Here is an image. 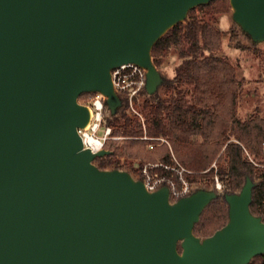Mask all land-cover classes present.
Wrapping results in <instances>:
<instances>
[{
    "label": "water",
    "instance_id": "water-1",
    "mask_svg": "<svg viewBox=\"0 0 264 264\" xmlns=\"http://www.w3.org/2000/svg\"><path fill=\"white\" fill-rule=\"evenodd\" d=\"M212 0H0V264H248L264 254V222L250 211L254 183L225 194L228 221L193 232L217 197L175 202L83 148L80 95L99 92L111 115L122 100L111 70L134 63L145 92L163 78L154 44ZM232 21L264 42V0H228Z\"/></svg>",
    "mask_w": 264,
    "mask_h": 264
},
{
    "label": "trees",
    "instance_id": "trees-1",
    "mask_svg": "<svg viewBox=\"0 0 264 264\" xmlns=\"http://www.w3.org/2000/svg\"><path fill=\"white\" fill-rule=\"evenodd\" d=\"M230 10L228 0H212L197 6L188 12L183 22L169 29L154 44L151 59L158 71L163 58L172 49L177 50L181 62L175 68L174 77L163 78L157 91L143 101L142 108L147 112L143 123L138 116L128 113L127 104L114 115L106 106L103 112L107 116L104 125L111 127L112 135L129 142L126 158L144 157L134 146L139 141L147 145L148 141L141 139L145 131L149 138L166 139L176 150L181 158L180 161L174 159L187 171L184 177L191 186L219 177L223 194L206 206L195 224L193 232L199 238L211 236L227 223L228 206L224 195L238 193L246 177L254 183L250 211L264 222V120L256 116L240 121L235 116L240 81L236 79L234 68L219 55L224 35H229L234 47L246 50L249 48L242 46L237 35L250 38L238 25V32L234 28L221 32L205 20V16L228 14ZM189 92L192 97L188 100ZM138 120L145 127L144 131ZM193 137L203 140L193 142ZM107 142L104 148L110 154L96 158L94 164L99 169L124 170L141 179L140 174L135 177L130 172L131 163L124 164L126 169L123 167L120 161L124 154L107 147ZM154 149L160 162L175 164L166 144ZM158 171L170 174L162 169ZM248 264H264V254L254 257Z\"/></svg>",
    "mask_w": 264,
    "mask_h": 264
},
{
    "label": "rangeland",
    "instance_id": "rangeland-1",
    "mask_svg": "<svg viewBox=\"0 0 264 264\" xmlns=\"http://www.w3.org/2000/svg\"><path fill=\"white\" fill-rule=\"evenodd\" d=\"M231 10L228 14H217V15H210L205 16V20L208 23L218 29L221 32H228L232 28H234L237 32V24L232 21L231 18ZM240 43L242 46H246L249 50L240 49L234 47L230 44L229 35H224L221 39L220 43V51L219 55L222 56L233 68L235 71L236 79L240 81L239 92H238V99L235 108V116L240 121L248 120L251 117H260L264 120V42L256 43L254 45L251 44L250 40H248L242 34L237 35ZM181 62L178 52L175 49L170 50V52L163 58L162 64L159 68V72L162 78L171 79L175 75V68ZM191 90V87H187ZM160 94L163 96V91L161 89L158 90ZM147 94L144 92L139 95L134 100V109L141 114L143 120L146 118L147 112L142 108L143 101L147 98ZM166 96V95H165ZM87 94H82L78 98L80 103L84 102L87 99ZM192 97L191 93L189 92L187 95V99L189 100ZM125 104L122 103L123 107ZM128 113L133 115V111L128 108ZM104 120L107 119L106 114L103 115ZM140 123V120H138ZM142 130L144 131V126L142 123ZM104 124L96 133V136L101 137L103 134ZM145 134V131L143 135ZM117 137V136H116ZM112 141L107 142V147L113 148L115 151H121L124 155L121 158V163L125 168L126 163L132 164V169L130 172L135 176L138 177L140 174V166L142 167L145 163H156L159 162V159L155 157L157 154V150H149L144 142L135 143L136 145L134 148L142 152L144 154L143 158L138 159H128L126 158V150L130 145L128 141L124 140L121 137L117 139H111ZM201 137H193V142H202ZM109 143V144H108ZM160 146V145H159ZM169 148V153L173 160L176 158L180 161L181 156L177 154L176 150L171 147L170 143L166 144ZM156 148V147H154ZM263 152H264V144H263ZM155 157V158H153ZM264 161V159H263ZM215 163L212 164V166ZM126 169V168H125ZM217 178L218 182L221 184V189L217 190L215 186V179ZM136 179V178H135ZM223 183L219 180V177H214L213 180H203L198 182L195 185L191 186L192 189L195 191V188L205 189V190H215L218 196L223 194Z\"/></svg>",
    "mask_w": 264,
    "mask_h": 264
},
{
    "label": "built area",
    "instance_id": "built-area-1",
    "mask_svg": "<svg viewBox=\"0 0 264 264\" xmlns=\"http://www.w3.org/2000/svg\"><path fill=\"white\" fill-rule=\"evenodd\" d=\"M111 80L113 89L122 100V103L127 104V107L143 123L141 114L134 109L133 105L134 100L145 92V69L134 63L123 64L111 70ZM85 94L88 97L81 104L85 105L89 110V121L84 128L78 129L77 131L82 139L83 148H88L91 152L95 153L105 149L104 146L107 141L117 139L118 137L112 135V129L109 126H104L101 137L96 136V133L104 124L103 112L105 108V97L99 92ZM141 139L148 141L146 146L149 150L162 144H168V141L164 138H149L146 134ZM158 169L169 171L170 174H161ZM186 172L176 161L174 165H167L160 161L156 163H145L140 168V180H142L145 188L149 192H154L164 186L167 187L169 201L175 202L179 198L191 193V186L184 177V173ZM215 180L216 189L220 190L221 184L217 178Z\"/></svg>",
    "mask_w": 264,
    "mask_h": 264
},
{
    "label": "bare ground",
    "instance_id": "bare-ground-1",
    "mask_svg": "<svg viewBox=\"0 0 264 264\" xmlns=\"http://www.w3.org/2000/svg\"><path fill=\"white\" fill-rule=\"evenodd\" d=\"M92 141V140H91Z\"/></svg>",
    "mask_w": 264,
    "mask_h": 264
}]
</instances>
